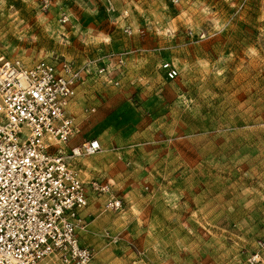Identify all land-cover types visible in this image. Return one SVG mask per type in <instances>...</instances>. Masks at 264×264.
<instances>
[{
	"label": "rangeland",
	"instance_id": "obj_1",
	"mask_svg": "<svg viewBox=\"0 0 264 264\" xmlns=\"http://www.w3.org/2000/svg\"><path fill=\"white\" fill-rule=\"evenodd\" d=\"M113 1L108 15L104 0H0V57L95 60L120 76L102 86L92 73L84 103L111 105L79 114L106 132L86 158L122 202L101 204L91 263L248 264L264 240V0ZM126 51L121 67L108 58Z\"/></svg>",
	"mask_w": 264,
	"mask_h": 264
},
{
	"label": "built area",
	"instance_id": "obj_2",
	"mask_svg": "<svg viewBox=\"0 0 264 264\" xmlns=\"http://www.w3.org/2000/svg\"><path fill=\"white\" fill-rule=\"evenodd\" d=\"M41 1L45 10L52 6V0ZM103 6L108 15L117 11L113 0H104ZM58 20L68 23V12L60 11ZM124 32L131 34V26H124ZM128 53L108 58L121 67ZM109 67L95 60L76 65L42 58L28 64L0 57V264H91L94 250L80 239L92 221L90 213L84 214L87 191L105 196L104 210H121L109 182L84 180L72 163L100 153L98 138L67 154L61 151L74 134L67 110L77 88L92 73L119 85L111 80ZM162 67L168 78L177 76L169 60ZM95 110L86 107L84 112ZM247 261L264 264V240Z\"/></svg>",
	"mask_w": 264,
	"mask_h": 264
},
{
	"label": "crops",
	"instance_id": "obj_3",
	"mask_svg": "<svg viewBox=\"0 0 264 264\" xmlns=\"http://www.w3.org/2000/svg\"><path fill=\"white\" fill-rule=\"evenodd\" d=\"M112 65H113L112 63L109 64V66H110L109 68H112ZM114 73H113V75L111 74V80H113L112 77L115 80H118V78L120 76L116 74L117 72L114 71ZM89 79H91V78H89ZM89 79H87L84 84L80 85L77 88V95L70 102V105H69L68 110H67L68 114L74 119L75 126H74L73 136L69 139L66 146H63V152L65 154H67L69 152L71 147L79 145L82 142L89 140V139H92V138H98L102 145L105 143L104 139L106 138L105 137L106 132H100L99 135H95L94 132H92V131L89 132L88 130L84 129V124L81 125V121L79 120V118H80L79 114L80 113L83 114L84 109L86 107H91V106H87L84 103L85 98L92 97V95L86 97V94L88 92L86 84L88 83L87 81ZM95 79L100 80L99 84L102 86H108V85L113 84V82L109 81L107 78L102 77V76H96ZM102 88H105V87H102ZM102 90H106V89H102ZM105 94H107V93H105ZM93 98H94V96H93ZM109 103H111V101L105 100L103 97V99H96L93 103V106H95V104H98V105H100V107H102V109L105 110L107 107H109V105H111ZM115 136H112V139ZM75 161H78L79 164L82 165L80 170L82 173V178L86 181L91 180L93 178L97 179V177L95 176L96 175L95 172L98 171L99 169H102V170L104 169V165L95 164V163H93L92 160H89V158H86V157L80 158V159L75 160ZM75 161H73L72 163H74ZM105 167L109 168L107 165H105ZM87 196H88V205L84 210V214L90 213L92 215V221L90 222L88 228L85 231H82L80 233V239L84 245L90 246V244H92V242L94 241V239H93L94 233L96 231H98L99 229H101L105 223H107L108 217L105 215L103 217H100L101 215L98 213L99 212L98 210H100V208H102L101 204L104 205L105 196H104L103 203H102L101 198L95 199L93 197V195L91 194V191H87ZM84 238H86V241H87L86 243L84 242Z\"/></svg>",
	"mask_w": 264,
	"mask_h": 264
},
{
	"label": "snow or ice",
	"instance_id": "obj_4",
	"mask_svg": "<svg viewBox=\"0 0 264 264\" xmlns=\"http://www.w3.org/2000/svg\"><path fill=\"white\" fill-rule=\"evenodd\" d=\"M95 147V146H94Z\"/></svg>",
	"mask_w": 264,
	"mask_h": 264
}]
</instances>
